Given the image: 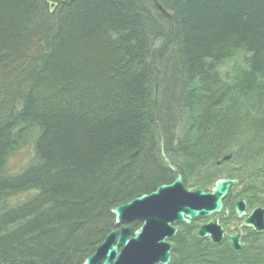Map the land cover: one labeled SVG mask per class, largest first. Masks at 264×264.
<instances>
[{"label": "trees", "instance_id": "trees-1", "mask_svg": "<svg viewBox=\"0 0 264 264\" xmlns=\"http://www.w3.org/2000/svg\"><path fill=\"white\" fill-rule=\"evenodd\" d=\"M159 134L186 188L238 179L264 207V0H0V264H82L176 178ZM194 230L169 264H264L263 236Z\"/></svg>", "mask_w": 264, "mask_h": 264}, {"label": "water", "instance_id": "water-1", "mask_svg": "<svg viewBox=\"0 0 264 264\" xmlns=\"http://www.w3.org/2000/svg\"><path fill=\"white\" fill-rule=\"evenodd\" d=\"M160 158L166 168L176 174L171 184L161 185L149 194L138 196L126 204L117 205L110 213L114 217V230L107 234L95 252L86 257L82 264H169L171 240L177 229L173 224L189 225L195 218H208L220 214L223 200L237 186L238 180L216 179L209 192L196 189L187 190L180 171L173 166L165 154L164 140L159 134ZM245 201L236 205L237 217L246 215ZM249 217L242 220L238 233L226 235L218 224V219L209 220L195 236L208 237L217 245L226 238L231 248L240 252L245 245L240 243L242 228H249L255 234L264 232V208H254ZM139 224L136 230L132 224Z\"/></svg>", "mask_w": 264, "mask_h": 264}, {"label": "flooded vegetation", "instance_id": "flooded-vegetation-1", "mask_svg": "<svg viewBox=\"0 0 264 264\" xmlns=\"http://www.w3.org/2000/svg\"><path fill=\"white\" fill-rule=\"evenodd\" d=\"M181 176H182V174H181ZM227 179H229V178H227ZM230 180H235V179H230ZM182 181H183V177H182ZM172 182L173 181H171V183ZM183 182H185V181H183ZM171 183H169V184H171ZM211 187L205 188V189H200V190L205 191V192H209V190H210ZM196 189L197 188H193V189H188L187 188V190H189V191H193V190H196ZM243 189H244V186L241 185L240 184V181L238 180L237 186H235L232 189V192H230V193L227 194L226 199L222 201L223 202V208H222L220 214L212 215V216H210L208 218H205V219L195 218L194 220L190 221V224L189 225H186V226H190L193 229H195L194 230V234H195L200 228H202L203 226H205V224L209 220L216 219L217 217H222L224 215V210L226 209L227 212H228L227 213V216L225 218H221V219L219 218L218 219V224L221 226L222 230L225 231L226 235L238 233V226L241 224V222H242L243 219L249 217L250 213L252 212L251 210L254 209V208H260V207H262V206H260V207L249 208L248 201H246V199H244V198H242L240 196L241 195V192L244 191ZM240 200L245 201V206H246V210H245L246 215L243 218L237 217V214L235 212L236 205L238 204V202ZM262 208H264V207H262ZM183 225L182 224H173V226L177 229V232H176V234L173 236V238L171 240H168V243L171 245V248L173 247V244H174V242L176 240L177 233L179 232L180 228ZM251 233L254 234V235H259V236H263L264 237V232H261V234H255V233L252 232L251 229L243 227L242 228V234L243 235L240 237V243L243 244V245H245L244 248L246 247V239H247V237ZM206 239L209 241L208 237L203 238V240H206ZM222 242H226L227 244H229L227 242L225 236H224V238L222 239V241L220 243H222ZM220 243H218V244H220ZM172 250H173V248H172Z\"/></svg>", "mask_w": 264, "mask_h": 264}, {"label": "clouds", "instance_id": "clouds-1", "mask_svg": "<svg viewBox=\"0 0 264 264\" xmlns=\"http://www.w3.org/2000/svg\"><path fill=\"white\" fill-rule=\"evenodd\" d=\"M251 53H245L242 49L234 54L231 62L236 63L241 69L247 68V64L244 63L245 56H250Z\"/></svg>", "mask_w": 264, "mask_h": 264}, {"label": "rangeland", "instance_id": "rangeland-1", "mask_svg": "<svg viewBox=\"0 0 264 264\" xmlns=\"http://www.w3.org/2000/svg\"><path fill=\"white\" fill-rule=\"evenodd\" d=\"M232 63H230L231 66ZM230 67L226 68L225 70H229ZM25 159V154L19 153L16 155V158L14 159V163H12L11 167L13 169L19 168L18 166L21 164V162Z\"/></svg>", "mask_w": 264, "mask_h": 264}]
</instances>
